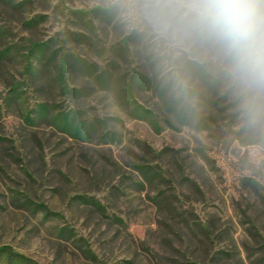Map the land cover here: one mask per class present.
Returning <instances> with one entry per match:
<instances>
[{
    "label": "rangeland",
    "instance_id": "374dc122",
    "mask_svg": "<svg viewBox=\"0 0 264 264\" xmlns=\"http://www.w3.org/2000/svg\"><path fill=\"white\" fill-rule=\"evenodd\" d=\"M169 67L123 0H0V264H248L264 128L211 52Z\"/></svg>",
    "mask_w": 264,
    "mask_h": 264
},
{
    "label": "clouds",
    "instance_id": "9594fccd",
    "mask_svg": "<svg viewBox=\"0 0 264 264\" xmlns=\"http://www.w3.org/2000/svg\"><path fill=\"white\" fill-rule=\"evenodd\" d=\"M133 27L152 39L165 74L174 55L209 51L240 119L264 128V0H123ZM174 89L191 96L187 77L172 73ZM192 102L195 97L191 96Z\"/></svg>",
    "mask_w": 264,
    "mask_h": 264
},
{
    "label": "trees",
    "instance_id": "16d2710c",
    "mask_svg": "<svg viewBox=\"0 0 264 264\" xmlns=\"http://www.w3.org/2000/svg\"><path fill=\"white\" fill-rule=\"evenodd\" d=\"M26 69L29 71V73H32L33 65L27 66ZM195 109L190 108V110L186 107H183L178 111V115L180 117H185L193 113ZM248 239L252 244V239L253 242L255 241L254 245H248L244 244V248L247 251V259H248V264H264V243L256 239V236L254 234H248ZM256 239V240H255ZM257 245V246H256ZM13 261L18 264H24L23 256H17L12 257Z\"/></svg>",
    "mask_w": 264,
    "mask_h": 264
}]
</instances>
